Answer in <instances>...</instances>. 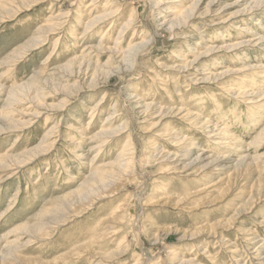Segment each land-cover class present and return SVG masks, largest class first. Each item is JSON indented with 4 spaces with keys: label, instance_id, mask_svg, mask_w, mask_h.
<instances>
[{
    "label": "rangeland",
    "instance_id": "obj_1",
    "mask_svg": "<svg viewBox=\"0 0 264 264\" xmlns=\"http://www.w3.org/2000/svg\"><path fill=\"white\" fill-rule=\"evenodd\" d=\"M27 1L8 0L0 11V159L9 162L6 167L0 164V255L12 250L44 264L264 262V247L256 252L264 243V198L239 215L229 230L217 229L221 238L190 237L196 227L232 218L250 193L264 195V169L258 168L263 165L264 142L248 150L249 140L264 128V97L254 103L237 93L264 85V71L251 68L264 63V40L258 41L264 37V0H200L188 23L175 20L172 29L177 8L171 7H191L193 0H162L156 5L158 0H109L120 10L107 23L108 32L102 25L79 42L84 20L92 16L84 11L91 0H39L26 6ZM105 1L95 2L93 11L104 9ZM132 10L135 21L126 35L138 34L146 42L137 50L140 64L131 66L117 55L107 65L120 68H112L105 80L111 70L103 67L108 54H99L96 89L90 88L93 72L86 76L76 68L72 75L66 72L70 59L86 47L121 40L125 32L119 30ZM60 13L69 15L59 29L49 33L40 29L48 17ZM55 39L58 45L53 49ZM37 40H43L40 46L28 48ZM242 41L240 47L228 48ZM121 42L124 53L128 42ZM24 50L25 55H17ZM133 51L124 59L136 61ZM88 57V62H97L94 53ZM42 68L44 74L33 83L43 100L33 101L35 92L18 97V102L8 97L13 85L27 83ZM42 102L44 107L39 106ZM145 103L151 104L144 113ZM188 109L214 125L226 123L241 145H229L228 155L219 162L207 159L206 153L216 148L212 134L206 133L212 124L193 128L182 118ZM163 111L171 113L161 115ZM107 115H112L114 127L128 124L127 131L82 139L103 133L100 128ZM182 135L192 136V145L177 142L175 136ZM40 146L43 152L31 157ZM123 148L126 156L120 157ZM117 158L121 164L129 160L127 173L92 184V170L108 167ZM239 164L252 169L242 176ZM184 165L190 167L174 172L175 166ZM84 182L81 196L92 202L82 207L81 196L69 194ZM227 185L231 189L225 193ZM162 197L170 199L168 206L161 203ZM119 206L126 208L127 219L113 221ZM26 223L28 227L14 233ZM40 223L47 226L39 241L30 228ZM258 240L262 242L255 243ZM119 242L127 250L117 259L105 258ZM68 253L72 256L63 257Z\"/></svg>",
    "mask_w": 264,
    "mask_h": 264
},
{
    "label": "bare ground",
    "instance_id": "obj_2",
    "mask_svg": "<svg viewBox=\"0 0 264 264\" xmlns=\"http://www.w3.org/2000/svg\"><path fill=\"white\" fill-rule=\"evenodd\" d=\"M28 1L25 2V5L26 6H30L32 4H35L39 0H31L29 2ZM97 1L98 0H91L90 2H88L87 6H86V4L84 5L85 6L84 11L86 9L88 12H91L92 13V16L90 15V16H88L84 20V24H83L84 25V32L79 35V38L76 39V42H79L82 39L86 38V36H87L88 33H90V32L93 33L95 29H98L102 25L105 26L106 32H108V29L110 27V24L112 23V20L115 19V17L117 18V13H119L118 11L120 9L118 7L116 8V7L112 6V5H109V3H110L109 0H106L105 3L103 4L104 9H101V10L95 9L96 11H93L94 10L93 9L94 4H96L95 2H97ZM199 1L200 0H193L191 7H186V8H184V6L183 7H179V6H177V7H174V6L171 7V8H177L175 10V12H174L175 13L174 14V17H176V18L175 19H171V21H170L171 29L175 25H177L176 22H175V20H178L179 23H181L183 25H186V23H188L187 22L188 19L190 17H193L194 16L193 9L196 8V5L199 3ZM7 2H8V0H0V11L4 10L5 9V6H7L10 3V2H8V3ZM177 2L178 1H173L174 4H176ZM161 3H162V0H158L155 3V5L156 4H161ZM191 8H192V10H191ZM172 10L173 9H171V11L169 10V13L170 14L173 12ZM205 13L207 14L208 12L206 11ZM68 15L69 14H67V13H66V16L63 15L62 13H60L59 15H56L54 17H48V19L45 20L43 26L40 27V29L46 30L45 33L55 32V30L59 29V27L62 24L65 23L64 22V19L67 18ZM1 17H5V16H1ZM134 18H135V13L133 12V10L132 11H129L127 20H124L122 22L121 28L119 30V33H122L123 32V34H124V32H125V36H123V38L121 40H124L125 42H128L127 49L124 51V53L123 52L122 53L120 52L122 50V44H121L122 42H121V40L114 41L115 43H113V45H107V44L99 43V45H97L95 47H86L83 51H81V53L79 54L78 57L77 56H74V57H72V59H70L69 63L66 65V69H67L66 72H69V74L72 75L74 73V72H72V69H75V68L77 69V73L78 74H80V75L81 74H84V76H86V75L90 74L91 72H93L92 73V76H91L92 77L91 78V82L92 83L90 85V88H95L96 89L97 88V85H98V83L95 82L96 77L98 75V72H96V71L101 69V67H100V65L98 63V59H99L100 55H102V54H108L107 55V57H108L107 60L108 61L105 63V65L103 64V67L106 68V69H111V70H110L109 73H106L105 76L103 77L105 80L109 79V74H111V72H113L114 69H115V71H117L120 68V67L118 68L116 66L114 67L113 63H110L109 65H107V63L109 61H111V62L114 61L113 59L117 55H118V57L121 58V61H124L126 63L129 62L131 64V66H133V65L136 66V64L137 65L140 64L141 63V56H140V52L138 53L137 50L139 49V51H140V49H142V46L146 42L145 41H142V37H140L138 34H132L131 36L129 34L126 35L127 34L126 32H128V29H130L129 26L132 25L133 22L135 21ZM107 23H110V24L107 25ZM260 40H264V37L260 36V39H258V41H260ZM38 41H40V40H37L35 42V45L29 46L28 48H33V47L40 46V43H42L43 40H41L40 42H38ZM57 41H58V39H55V41H54L55 44H54L53 49H55L56 46L58 45ZM244 43L245 42H243V41L242 42H237V43H234V44L232 43L231 45H228V48H230V49H233L231 47H234V48L237 47L238 48V47H240ZM143 47H145V46H143ZM92 48L94 50H93V52H90ZM134 49H135V51H133ZM131 50L133 51V54L136 52V55L138 56V59L136 61H134V60L128 61V59L127 60L124 59V58H127L125 56V54L128 53V51H131ZM226 50H228V49H226ZM26 52H27V50H24V51H21L17 55H25ZM90 53H94L95 57H97V62L96 63L95 62H93V63L88 62L90 60L89 59L90 57H88L90 55ZM97 55H99V56H97ZM253 62H257V61L254 60ZM2 63L4 64L5 61H2ZM257 63H259V65H254V64L251 65L252 70L255 71V72H259V73L261 71H264V63H262V61H259ZM112 68H114V69H112ZM44 69L45 68H42V70L40 72H38V75L33 76L30 79V81H27V83H25L23 85H21V84H19V85H13L12 89H10L9 92H8V97L9 98H13V101L18 102V100H17L18 97L27 98L29 92H35V94H34V96L32 98L33 101L43 100V93H42V95H41V93H39V91L36 88V85L37 84L35 85L33 83V80H38L39 77L44 74L43 73ZM5 73L6 72H4L3 75H5ZM226 73H230V71H227ZM158 80H161V79H158ZM206 80H209V78H206ZM237 93L240 94L243 97H249V100L251 102L257 103V102H260V99L262 97H264V85H261V87L258 90L255 87L252 90H248V91H242L241 89H238L237 90ZM102 99H104V98H102ZM150 104L149 103H145L144 104V110H143L144 113L149 109ZM39 106L40 107H42V106L44 107L43 102L40 103ZM161 108L162 107H160V109ZM92 109H94V108H92ZM160 109L159 110H156V112H159ZM168 110H171V109L168 108ZM179 110H181V108H179L178 111ZM166 111H163L161 113V115H164L166 113H171L170 111H168V112H166ZM112 113L114 114L115 111L112 112ZM185 113L186 114L183 115L182 118L185 119V120H187L188 121L187 124L191 125L193 128H196V126H197L198 123H202V127H204L207 124H212V122H210L209 120H207V118H204L203 117V119H202V118H200V116L198 114L192 115V113L189 112V109ZM34 114L39 115V114H37V112H35ZM107 116L108 117L105 120V124L102 125L101 128H100L101 132H103V133L96 134L94 137H90V136L82 137V139H85V140H87L89 138H92V139H97L98 138L99 139L102 135L109 136V135H113V134H116V133L119 136V135H121V133L123 131H125V130L127 131L126 128L128 127V124L125 125V126H119V127L117 126V127H114L112 125V122H113L112 115H107ZM186 118H188V119H186ZM224 118L226 119V117H224ZM194 120H200V121L197 122V123H194ZM211 127L213 128L212 131L206 132V133H207V135L208 134H212V137H213L212 143H213L214 147H216V148L215 149H212V151L214 152L212 154H209L207 152L206 153V158L207 159L209 158L212 162H219V160H223L224 157H226L225 156L226 154L228 155L229 152L227 151L228 150L227 147L229 145H232L234 142H239V144L241 145V141H240V139L238 137H236L235 133L230 132L231 130L229 131V128L226 126V123L223 126H219V125L217 126V124H215V125L212 124ZM173 133L176 134V135H178L176 133V130H174ZM48 135L49 134H46V136H48ZM129 138H130V136L127 137L128 140H129ZM175 138H177V140H178L177 142L187 143L188 144L187 146L192 145V136H189V135L184 136V135H182L180 137L175 136ZM128 140L125 142V144H126V147L130 148L131 145H128L127 144L130 141V140L129 141ZM249 141L250 142L248 143V150L250 149L249 147L252 144L259 145V144L263 143L264 142V128L262 129V132H260L257 135H255ZM242 143H244V142L242 141ZM41 152H43L42 146H40V150L39 151L34 152L32 154L30 153V155H32L31 157H35L36 155H38ZM125 152H127L125 148L121 149V151L119 152L120 157L126 156V154H124ZM6 157H7V159H9V156H6ZM11 159H12V162H14V161L15 162H20V160L17 159V158H11ZM24 161H26V160L24 159ZM27 161H29V160H27ZM130 161H131V159H130ZM260 162H261V164L263 163V165L262 166H259L258 168H260L261 171H263V169H264V156L260 160ZM8 163L9 162L6 161L5 159H0V164H2L3 166L6 167ZM121 163H122L121 160H119L117 158V160H114L113 162H110L109 165H108V167H106L104 165L101 168H96V169L92 170V173H91L93 175V178L91 179L92 184L95 183V182H98L100 184L101 183L103 184V182L105 180H107L108 178H110L112 176H117L119 174H126L127 173L126 172L127 171V165L129 164V160L125 161L124 164H121ZM238 166H239V169L238 170L240 171L239 174L242 175V176H246V174L249 173V171L252 169L251 167L249 168V165H248V167L245 165L244 168H242L240 164ZM188 167H190V165H188V166L184 165L182 167H176L175 166L174 172L185 170ZM192 169H193V167H192ZM257 172L258 171H256V173ZM237 178L238 177H236V180H237ZM85 182L80 187H77L76 190H74L73 193L69 194V196L73 197L76 194L79 195V196L83 195L84 194L83 186L86 185ZM234 183H236V182H234ZM235 186H236V184L233 185L234 188H235ZM236 187H238V185ZM230 189H231V185H227V188L225 189L226 190L225 193L226 192H229ZM240 189H242V188H240ZM263 193H264V187H263ZM85 197H88V196L87 195H84V196H81L79 198V201H80L82 207L85 206V203L89 206L91 204V202H92L90 199H87ZM237 197H239V196H237ZM261 198H264V195H261L260 193H256V195L250 193L249 196H248V198L245 199L246 201L244 202V204L235 207V210H234V214L235 215L232 218L228 219L227 221L221 222L219 224H217V223L210 224V225L209 224H206V225H202V226L196 227L194 229V232L190 235V237H195V236L197 237V236H201V235H206L207 236L208 235L209 237H214L215 239H216V237H220L221 238L222 237V234H220V235L218 234L217 235V229H219V228L221 229L222 228V229L229 230V228H231V226L233 225L232 223L235 222V220L237 219V217L239 215H241L243 212H249L261 200ZM161 199L162 200H160V201H161L162 204L167 205V206L170 204V199L169 198H164L163 199V197H162ZM155 203H159V202H155ZM150 204H152V202ZM177 204L178 203H176L173 206H176ZM120 206L115 210L116 212L114 211L115 213L114 212L112 213L113 214V218H114L113 221H117L118 219H120V220L123 219L124 220L126 218L125 215L127 214V210H126L125 207H120ZM156 207H159V206H156ZM63 214L66 216V213H63ZM132 214H133V212H132ZM28 226L29 225L27 223L24 224V225H21V226L17 227L16 230H14V233L17 230L20 231V229H25ZM46 226L47 225L44 226L43 223L37 224V225L32 226L30 228L31 229L30 232H35L38 235L37 238H40V239H38L40 241L45 236V233H44L45 229L43 227H46ZM21 231H24V233H25L27 230H21ZM243 231H245L248 234L253 233V230H251V229H245ZM254 237H256V236H254ZM156 240L157 239H156V236H155L154 241H156ZM261 242H262V240H258L255 243H261ZM28 243H30V242H28ZM10 244L11 243L6 244L7 245L6 247L10 248V246H11ZM116 247H117V249L114 251V253H112V254H108L107 253L106 255H108V256L105 257V258H108V259H110V258L112 259L113 257L116 258L122 252H124V251L127 250V247H123L122 242H119V244ZM263 247H264V243L261 244L260 248L257 249L256 252L260 251V249L263 248ZM233 253L234 252H231V254H233ZM1 254H2V252H1ZM68 255H71V253H68V254L63 255V257L68 256ZM75 255H77L79 257V253H75L73 256H75ZM97 262L102 263L100 261H97ZM17 263H19V264H44V263H39L37 261V259L32 258V257L30 259L21 258V257H19V255H16V253H14L12 250H11V252H9V253H7L5 255H2V256L0 255V264H17ZM134 264H142V263H141V261L137 260V262L134 263ZM150 264H152V263H150ZM181 264H192V261L191 260L184 261ZM212 264H214V262ZM261 264H264V262H261Z\"/></svg>",
    "mask_w": 264,
    "mask_h": 264
}]
</instances>
